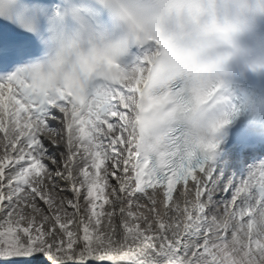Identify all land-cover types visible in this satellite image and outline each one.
Masks as SVG:
<instances>
[{
  "label": "snow or ice",
  "instance_id": "1",
  "mask_svg": "<svg viewBox=\"0 0 264 264\" xmlns=\"http://www.w3.org/2000/svg\"><path fill=\"white\" fill-rule=\"evenodd\" d=\"M139 100L115 77L71 93L0 80V258L264 264V162L235 184L216 165L230 120L208 136L178 113L144 124Z\"/></svg>",
  "mask_w": 264,
  "mask_h": 264
},
{
  "label": "clouds",
  "instance_id": "2",
  "mask_svg": "<svg viewBox=\"0 0 264 264\" xmlns=\"http://www.w3.org/2000/svg\"><path fill=\"white\" fill-rule=\"evenodd\" d=\"M76 2L97 15L53 19L46 8L33 16L21 10L14 22L37 35L43 48L39 67L23 74L26 79L76 91L135 56L146 82L170 95L180 87L177 113L195 134L210 135L227 113L264 135V0Z\"/></svg>",
  "mask_w": 264,
  "mask_h": 264
},
{
  "label": "bare ground",
  "instance_id": "3",
  "mask_svg": "<svg viewBox=\"0 0 264 264\" xmlns=\"http://www.w3.org/2000/svg\"><path fill=\"white\" fill-rule=\"evenodd\" d=\"M138 70H139V68H137V67L131 68L129 78L127 77L129 79V81H131V84H135V78L134 77H135V74L137 73ZM4 92H5V104H6L4 123H5V118L8 117L9 118L8 124H9L11 122V119H12V117L10 115V110H12V109H11V105L8 104V100H9V96L12 95L13 92L12 91L10 92L8 88H6L4 90ZM2 136H3V132H0V137H2ZM175 197H176V195H175ZM175 197H174V199H175ZM41 258H43L42 253L36 254V260H35V263H33V264H39V260Z\"/></svg>",
  "mask_w": 264,
  "mask_h": 264
},
{
  "label": "rangeland",
  "instance_id": "4",
  "mask_svg": "<svg viewBox=\"0 0 264 264\" xmlns=\"http://www.w3.org/2000/svg\"><path fill=\"white\" fill-rule=\"evenodd\" d=\"M36 260V255L32 257H14L10 259L0 258V264H33Z\"/></svg>",
  "mask_w": 264,
  "mask_h": 264
}]
</instances>
